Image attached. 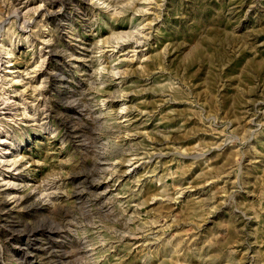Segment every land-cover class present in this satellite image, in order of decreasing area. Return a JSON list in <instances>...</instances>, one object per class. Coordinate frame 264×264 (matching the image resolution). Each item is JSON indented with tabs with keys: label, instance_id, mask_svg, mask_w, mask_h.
Instances as JSON below:
<instances>
[{
	"label": "rangeland",
	"instance_id": "374dc122",
	"mask_svg": "<svg viewBox=\"0 0 264 264\" xmlns=\"http://www.w3.org/2000/svg\"><path fill=\"white\" fill-rule=\"evenodd\" d=\"M0 88V264H264V0H0Z\"/></svg>",
	"mask_w": 264,
	"mask_h": 264
},
{
	"label": "bare ground",
	"instance_id": "6f19581e",
	"mask_svg": "<svg viewBox=\"0 0 264 264\" xmlns=\"http://www.w3.org/2000/svg\"><path fill=\"white\" fill-rule=\"evenodd\" d=\"M98 1V0H97ZM145 1V0H144ZM150 1V0H149ZM152 25V24H151ZM144 27V26H143ZM149 27V26H148ZM140 33V32H139ZM123 36V35H122ZM124 37V36H123ZM121 38V37H120ZM137 39V38H136ZM120 40V39H119ZM124 42V41H123ZM126 43V42H125ZM116 45H118V44H116ZM140 47V46H139ZM124 49V48H123ZM111 50H113V52L115 51L114 50V48L113 49H111ZM137 51H138V46H134L133 48H131V50L129 49V50H127V51H125V52H123V56H126V58H129L130 56H136V54H137ZM133 52V53H132ZM10 72V71H9ZM13 71H11V73H12ZM114 73H116V72H114ZM113 73V74H114ZM13 74V73H12ZM114 77H116V75L114 76ZM1 89V88H0ZM7 98V97H6ZM8 99V98H7ZM6 99V100H7ZM2 100H3V98H2ZM8 101V100H7ZM7 101H5V102H0V104L1 103H5L6 104V102ZM124 104V103H123ZM4 105V104H3ZM3 108H10L9 107V104H7V105H4V107ZM16 109V108H15ZM126 109V107L123 109V110H125ZM122 113H124L123 111H122ZM2 119V118H1ZM130 119V118H129ZM2 122H4L3 120H1ZM2 132L0 131V134H1ZM2 138V137H1ZM1 140V139H0ZM1 141H3V142H6L5 141V137H3V139L1 140ZM18 157V156H17ZM18 161V160H17ZM3 162V161H2ZM15 164H17L16 162H15ZM53 192V191H52ZM58 229V228H57ZM30 230V229H29ZM37 234H38V228L37 229H33V230H31V232L28 234L29 235V237L30 238H34V237H36L37 236ZM41 235H46V233H45V231H42L41 230V233H40ZM48 235H50V234H48ZM37 238V237H36ZM42 246V245H41ZM33 252H35V250H32ZM53 252V251H52ZM38 253V252H37ZM51 253V252H50ZM57 258V257H56ZM42 259V258H41ZM52 260V259H51ZM53 262V261H52Z\"/></svg>",
	"mask_w": 264,
	"mask_h": 264
}]
</instances>
